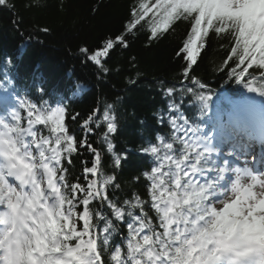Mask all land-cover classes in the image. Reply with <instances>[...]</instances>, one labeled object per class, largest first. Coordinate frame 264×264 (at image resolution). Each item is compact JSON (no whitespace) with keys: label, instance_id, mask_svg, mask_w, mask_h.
<instances>
[{"label":"snow or ice","instance_id":"6c2138e0","mask_svg":"<svg viewBox=\"0 0 264 264\" xmlns=\"http://www.w3.org/2000/svg\"><path fill=\"white\" fill-rule=\"evenodd\" d=\"M5 4L6 0H0V5ZM149 14L150 38L166 31L176 19L191 21L187 38L177 52L178 56L186 53L185 78L205 46L204 37L214 28L217 34L227 32L235 41L231 50L238 63L228 76L250 90L264 92V72L261 86L256 88L242 79L248 67H240L247 62L264 68V0H155L152 4L140 0L131 10L126 31L131 33ZM116 41L128 46L123 35L115 41L107 39L90 59L99 65ZM192 83L201 91L194 92L192 87L186 91L202 101L203 116L211 90H205L195 77ZM174 91L169 87L165 94ZM24 104L18 99L19 106ZM29 108L26 128L21 127L16 109L10 112L11 123L0 116V264H105L106 253L107 264H264V191L255 190L257 186L264 189V173L256 174L247 166L236 168L235 179L225 183L230 171L227 161L223 167L216 166L211 159L216 151L212 139L198 125L193 127L183 120L188 139L182 141L179 158L167 154L173 149L172 143L163 144V157L156 146L143 149L162 161L159 167L143 173L151 181L150 206L159 219L154 224L145 212L146 202L138 195L122 202L109 199L106 189L113 176L88 179L89 175L100 174L101 154L86 138L80 144L87 146L94 160L90 167H83L85 183H68L63 163L67 160L71 164L77 141L63 124L65 109L57 106L41 110L34 104ZM169 110L174 111V105L170 104ZM94 115L81 125L85 136L93 131L89 125ZM169 122L174 132L180 130L176 119ZM101 123L106 126L103 135L107 151L119 166L121 157L115 155L108 139L117 130L110 105L105 107L102 121H96L97 126ZM37 124L49 127L51 135H38L33 127ZM165 164L167 171H162ZM209 172L214 175L209 176ZM197 174L202 182L196 180ZM229 192L232 198L220 201V207L214 206V201ZM93 201L106 204L111 215L91 210ZM78 205L82 211H77ZM42 217L46 219L41 227ZM80 221L82 227L78 228ZM114 221L126 223L125 248L111 244Z\"/></svg>","mask_w":264,"mask_h":264},{"label":"trees","instance_id":"16d2710c","mask_svg":"<svg viewBox=\"0 0 264 264\" xmlns=\"http://www.w3.org/2000/svg\"><path fill=\"white\" fill-rule=\"evenodd\" d=\"M139 2L6 0L5 5H0V63L11 59L15 62L16 56L20 55L16 70L22 80L31 74L36 77L40 74L46 93L63 95L71 100L64 108L63 124L69 134L74 135L77 152L73 154L71 164L67 160L63 163L67 169V182L85 183L83 167H90L94 160V154L80 144L86 138L101 154L100 174L89 175L88 179L102 180L108 175L113 176L114 181L106 189L109 199L122 202L131 199L133 194L138 195L146 202L145 212L149 219L158 224L159 219L150 206L148 189L151 181L143 173L159 167L162 161L151 153L144 155L143 149L156 146L163 157V144L172 143L173 149L167 154L179 157L184 148L182 141L187 138L183 120L187 119L195 127L202 111V101L186 91L189 87L194 92L201 91L199 86L193 85L192 78L199 79L205 90H211L210 94L233 90L237 81L228 73L237 67L238 58L231 50L234 39L227 32L217 34L214 28L209 29L203 41L205 46L199 50L197 62L185 78L186 53L178 56L177 52L187 38L191 21L176 19L166 31H158L157 37L150 38L149 14L128 33L126 25L132 18L131 10ZM145 2L152 4L155 0ZM121 35L127 47L116 41L108 55L100 58L99 65L90 59L103 47L104 41H115ZM169 87L175 91L166 95ZM170 104L174 105V111L169 110ZM108 105L117 125L116 132L108 139L113 143L115 155L121 157L119 166L115 165V156L107 151L103 135L106 126L96 124L97 120L102 121ZM93 114L94 119L89 125L93 131L85 136L86 130L81 125ZM165 118L182 122L178 125L180 130L174 132L172 127L165 125ZM43 131L51 135L45 125ZM167 168L168 164H165L162 171ZM90 209L111 215L107 205H101L99 201L91 202ZM77 211H82V207L78 205ZM114 225L116 231L112 234L111 244H126V223L114 221ZM77 227L81 225L78 223ZM108 259L106 253L105 264Z\"/></svg>","mask_w":264,"mask_h":264},{"label":"rangeland","instance_id":"374dc122","mask_svg":"<svg viewBox=\"0 0 264 264\" xmlns=\"http://www.w3.org/2000/svg\"><path fill=\"white\" fill-rule=\"evenodd\" d=\"M243 104L246 105V106H249V108H251V107H256L257 102L255 100H252V101L248 100L247 102H244ZM255 190L257 192L264 191V189H261L259 186H257ZM229 197H231V196H229ZM229 197H227V198H229ZM220 204L222 205V203H220Z\"/></svg>","mask_w":264,"mask_h":264},{"label":"clouds","instance_id":"9594fccd","mask_svg":"<svg viewBox=\"0 0 264 264\" xmlns=\"http://www.w3.org/2000/svg\"><path fill=\"white\" fill-rule=\"evenodd\" d=\"M46 219V217H42L41 218V227L43 226L44 220Z\"/></svg>","mask_w":264,"mask_h":264},{"label":"bare ground","instance_id":"6f19581e","mask_svg":"<svg viewBox=\"0 0 264 264\" xmlns=\"http://www.w3.org/2000/svg\"><path fill=\"white\" fill-rule=\"evenodd\" d=\"M15 62H16V64H17V60H16Z\"/></svg>","mask_w":264,"mask_h":264}]
</instances>
